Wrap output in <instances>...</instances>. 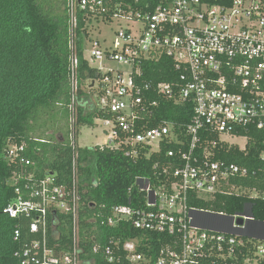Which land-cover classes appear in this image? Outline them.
Segmentation results:
<instances>
[{"label": "built area", "instance_id": "2783aa9c", "mask_svg": "<svg viewBox=\"0 0 264 264\" xmlns=\"http://www.w3.org/2000/svg\"><path fill=\"white\" fill-rule=\"evenodd\" d=\"M67 5L74 92L79 88L80 52L98 72L86 82H94L88 88L108 127L107 143L100 148L137 158L157 153L165 144L177 146L167 151L177 162L162 167L156 180L136 177L128 192L132 196L135 187L141 196L114 205L102 220L109 227L145 232V237L120 234L112 245L96 243L94 252L102 251L110 264H264V221L253 214V203L247 201L243 210L231 214L213 204L219 193L227 192L264 201V189L238 183L237 178H247L250 170L214 160L209 146L217 140L201 139L207 129L219 139L224 134L245 138V146L238 145L245 149L250 138L241 135L240 128L264 131V0H68ZM113 24L118 25L113 39L98 36L102 31L95 36L101 25ZM162 56L173 59L178 79L144 81L142 63ZM159 98L192 104L191 122L177 128L161 119L151 125ZM75 101L74 93L69 140L77 150ZM26 150L25 144L9 145L6 158L30 166ZM260 158L264 161V150ZM15 178L9 182L14 186ZM26 178L28 196L16 187L18 197L4 208L12 218L29 217L30 232L42 236L16 251L21 264H82L76 156L69 188L51 175L38 178L34 171ZM52 210L74 215L71 251L48 245ZM20 236L16 229L14 238ZM245 251L240 263L239 254Z\"/></svg>", "mask_w": 264, "mask_h": 264}, {"label": "trees", "instance_id": "16d2710c", "mask_svg": "<svg viewBox=\"0 0 264 264\" xmlns=\"http://www.w3.org/2000/svg\"><path fill=\"white\" fill-rule=\"evenodd\" d=\"M67 4L68 0H0V264H21L16 251L42 239L40 233L30 232L29 217L12 218L4 213V208L18 197L16 187L21 188L23 196H28L26 176L29 172L34 171L38 178L51 175L58 185L69 188L76 156L81 199L77 220L78 250L82 264H110L102 251L94 252L96 243L112 245L110 242L120 234L125 238H144L145 232L132 227H109L102 224V220L107 218L114 205L132 203V197L141 196L135 187L132 196L128 192L136 177L156 180L162 167L178 161L177 156L167 155L168 150L177 148L172 143L165 144L157 153L141 154L137 158L107 147L78 146L74 149L69 140L73 114L70 105L75 92L70 76ZM79 57L78 92L83 94V82L97 77L98 72L89 66L81 52ZM141 66L142 79L154 84L177 80L180 73L168 56L147 59ZM89 94L92 98L93 93L89 91ZM80 96L75 101L76 130L83 125L93 126L94 119L103 116L93 101L89 105L87 100L81 103ZM159 100L151 125L161 119L172 121L177 128L191 122L192 104ZM208 133L209 130L203 129L201 139L217 140L215 146H209L212 158L247 167L250 175L237 178V182L264 189V161L260 158L264 150V131L254 127L240 128L239 133L250 138L245 149L230 145L215 133ZM15 144L26 145L25 156L32 165L27 166L20 159L10 161L6 158L9 145ZM201 144L197 148L205 143ZM14 178L15 186L9 183ZM216 199L214 208L228 214L243 210L247 201H251L253 214L264 221L262 200L235 196L230 192L219 193ZM74 227L72 213L50 211L48 245L60 252L73 250ZM16 229L21 230L18 240L14 238ZM156 237L151 236V239ZM123 242L122 239V245ZM246 254V251L239 254L240 263Z\"/></svg>", "mask_w": 264, "mask_h": 264}, {"label": "rangeland", "instance_id": "374dc122", "mask_svg": "<svg viewBox=\"0 0 264 264\" xmlns=\"http://www.w3.org/2000/svg\"><path fill=\"white\" fill-rule=\"evenodd\" d=\"M118 25H111V26H106V25H101L98 29H97V33H95V36L99 34V31L101 32V35L99 34L98 36L100 37H107L108 39H113L114 35H115V31L117 30ZM112 66H117L116 64L112 63ZM94 84V82H83V94L79 93L78 90L75 91V98H78L79 95V101H81V103L85 102L87 100L88 105L91 104L93 101V95H91L92 98H89L88 95L89 91L92 92L90 90V88H88V86H92ZM94 94V92H92ZM88 94V95H87ZM77 101V99H76ZM88 113H89V109H88ZM95 120V124L92 127H88L86 125L80 126L78 127V144H80L81 146H96V145H103L107 143V134H106V130H108L107 125L104 124V122L102 120H100L99 118L94 119ZM72 121V118H71ZM63 122V119H62ZM83 135V136H82ZM222 139L228 143L231 144H235V145H239L240 147H244L246 144V139L245 138H241V137H231L228 134H224L222 136Z\"/></svg>", "mask_w": 264, "mask_h": 264}, {"label": "crops", "instance_id": "0c3cea01", "mask_svg": "<svg viewBox=\"0 0 264 264\" xmlns=\"http://www.w3.org/2000/svg\"><path fill=\"white\" fill-rule=\"evenodd\" d=\"M93 103H94V100H93ZM97 118H99L100 120H101V118H102V116L101 117H97ZM96 119V118H95ZM94 123H95V120H94ZM87 126V125H86ZM94 126V125H93ZM88 127H92V126H88ZM76 128H77V126H76ZM79 130V129H78ZM78 130H76V137L78 138L79 136H78ZM106 134H107V130H106ZM83 136V135H82ZM77 142H78V140H77ZM79 146H81L80 144H79ZM82 147H85V146H82ZM90 147H92V146H90ZM95 148H100V146L99 145H96V146H94Z\"/></svg>", "mask_w": 264, "mask_h": 264}, {"label": "water", "instance_id": "95a60500", "mask_svg": "<svg viewBox=\"0 0 264 264\" xmlns=\"http://www.w3.org/2000/svg\"><path fill=\"white\" fill-rule=\"evenodd\" d=\"M240 222H242V220H240Z\"/></svg>", "mask_w": 264, "mask_h": 264}]
</instances>
